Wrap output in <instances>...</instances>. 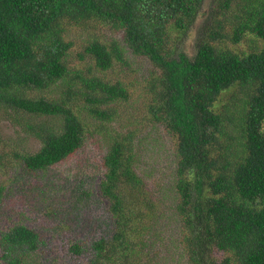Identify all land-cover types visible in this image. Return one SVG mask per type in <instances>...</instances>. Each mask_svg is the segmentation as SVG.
Segmentation results:
<instances>
[{
	"label": "trees",
	"instance_id": "obj_1",
	"mask_svg": "<svg viewBox=\"0 0 264 264\" xmlns=\"http://www.w3.org/2000/svg\"><path fill=\"white\" fill-rule=\"evenodd\" d=\"M205 2L0 0V111L41 142L19 149L0 129V205L21 176L69 161L90 137L109 140L98 193L72 202L103 206L97 228L84 236L57 211L38 210L53 219L43 221L4 209L0 264H169L158 251L172 247L184 264H264V0H226L190 57L178 47ZM90 30L87 76L70 34ZM116 64L133 85L106 80ZM136 83L137 123L119 130L117 103ZM142 122L171 144L170 217L140 163Z\"/></svg>",
	"mask_w": 264,
	"mask_h": 264
},
{
	"label": "rangeland",
	"instance_id": "obj_2",
	"mask_svg": "<svg viewBox=\"0 0 264 264\" xmlns=\"http://www.w3.org/2000/svg\"><path fill=\"white\" fill-rule=\"evenodd\" d=\"M226 0H206L196 22L192 24L188 31L187 36H183L180 40L178 50L182 53L192 57L195 52L197 40L201 38V31L204 27L212 28L208 26L207 21L210 13L212 19L215 22L217 18L222 15L221 5ZM234 6V5H233ZM233 8V7H232ZM223 18V17H222ZM101 33V32H99ZM96 37L92 30L90 31H77L70 34V40L74 43V52L72 53V61L79 62L83 69V74L91 76L95 73V69H90L93 64L91 58H81V48L84 44L88 43L90 39ZM102 38V34H101ZM240 46H237V48ZM244 48L250 47L249 42L243 43ZM179 52V53H180ZM88 70L91 72L88 73ZM142 72H146L145 69H141ZM106 80L109 82H116L117 80H126L128 83H134V80L129 77V70H123L119 64H116L107 73H104ZM102 75V74H98ZM103 76V75H102ZM138 83L130 91V101L120 103L119 115L116 116L113 126L127 131L134 127L137 120L134 119V114L143 104V95L137 89ZM115 117V116H114ZM9 118L0 111V129L3 136L9 139L13 143L17 144L19 149H25L29 152H37L41 147V142L34 136L24 131L21 125H13ZM130 119L135 124H131ZM136 129L141 136V160L142 169L154 175L157 180L162 184L163 191L161 192L166 196V204L170 209L165 207L167 212L165 217L173 210L174 194L171 192L170 182L173 179L171 175V168L168 160V149L170 147V141L163 133L162 128L147 125L146 123H140L136 125ZM109 150V140L105 139L101 135L90 137L85 147L80 150L76 156L67 162L61 163L53 168H50L46 172H40L38 174H26L21 176L17 185H14L13 195L6 197L0 205V212L4 209H19L25 210L28 215L33 218H37L43 221L53 220L50 215L45 217L42 213H39L40 209H47L48 211H57L66 219H69V223L72 227L84 236L91 234L101 222V213L103 206H98L91 202L88 205L79 204V206L72 207V202L79 197H87L98 193V186L100 178L103 176L104 168L102 167V160ZM7 179V177H6ZM7 182L8 179H7ZM91 197V196H90ZM97 196L92 197L90 200H96ZM165 204V205H166ZM55 209V210H54ZM171 214V213H170ZM1 219V217H0ZM163 225H167L168 221L165 219L162 221ZM161 223V224H162ZM181 239H178V246ZM64 245L61 244L60 252L63 253ZM173 251L169 252L167 249H160L159 254L161 257L169 258V264L172 263L171 255L174 257L176 251L175 247H172ZM174 264H184V258H177ZM34 264H42L36 262Z\"/></svg>",
	"mask_w": 264,
	"mask_h": 264
}]
</instances>
